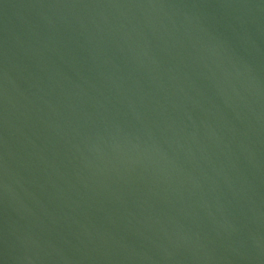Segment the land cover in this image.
<instances>
[{"label": "water", "instance_id": "obj_1", "mask_svg": "<svg viewBox=\"0 0 264 264\" xmlns=\"http://www.w3.org/2000/svg\"><path fill=\"white\" fill-rule=\"evenodd\" d=\"M0 264H264V0H0Z\"/></svg>", "mask_w": 264, "mask_h": 264}]
</instances>
